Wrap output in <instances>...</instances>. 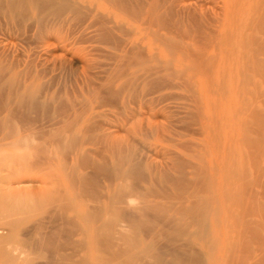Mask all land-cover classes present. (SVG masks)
Wrapping results in <instances>:
<instances>
[{"label":"rangeland","instance_id":"obj_1","mask_svg":"<svg viewBox=\"0 0 264 264\" xmlns=\"http://www.w3.org/2000/svg\"><path fill=\"white\" fill-rule=\"evenodd\" d=\"M71 1L79 10L45 13L40 20L39 9L32 6L30 18L20 23L0 8V84L9 101L4 114L0 107V264H58L63 256L74 264L81 259L74 250L81 232L90 222L92 232L109 227L111 221L107 226L105 220L114 215H122L116 221L121 227L137 224L132 227L140 231L138 237L151 233L154 244L160 241L156 245L165 248L162 264H198L200 258L204 264H230L237 248L246 254L242 246L252 244L250 235L257 239L264 233V0H164L166 6H193L197 20L216 32L211 41L200 33L181 38L173 30L169 38L176 49L159 41L156 26L142 24L144 20L113 0ZM160 33L168 35L169 30ZM203 50L217 61L204 52L205 58L197 57ZM32 93L41 108L36 104L29 110L17 103ZM204 175L206 181L214 176L208 187L217 186L211 193L210 187L208 192L203 188ZM196 196H211L216 209L208 216L216 228L209 236L188 233L197 226L186 230ZM214 196L222 201L217 204ZM216 221L220 225L215 227ZM116 222L112 219L111 229ZM47 226L52 236L60 227L58 238H51ZM130 226L124 229L128 235L133 233ZM213 234L220 243L211 245ZM242 235L246 242L237 246L234 241ZM63 244L74 257L60 250ZM97 253L95 247L87 251L88 264H99Z\"/></svg>","mask_w":264,"mask_h":264},{"label":"bare ground","instance_id":"obj_2","mask_svg":"<svg viewBox=\"0 0 264 264\" xmlns=\"http://www.w3.org/2000/svg\"><path fill=\"white\" fill-rule=\"evenodd\" d=\"M107 1H109V0H107ZM114 2H116V3H118V4H120V5H122L126 10H128V11H130L131 13H132V15H134V17H137L138 19H142V20H144L143 22H142V24L144 23V24H151V25H153V27H157V29L158 30H155L154 32H155V34H156V36H157V38L159 39V41L161 42V43H163V44H172V42L170 41V36H174V33H175V31H173V30H178V31H180V33H181V35H182V37L181 38H183V36H187L189 39L190 38H195L194 36L196 35V36H198L199 35V33H200V36L202 37V38H205L206 39V37H211V34L214 32L213 30V27H211V24H210V26H208V25H206L202 20H197V19H199L198 17H197V14H196V12H195V10L193 11V10H191L192 8H194L193 6L191 7V6H188V4L187 5H183V6H181V7H179V8H177L176 6L178 5H176V6H174L173 4L171 5V6H166V2L165 1H167V0H156L155 2H151V3H147L146 2V0H136L135 2H132L131 0H113ZM154 1V0H153ZM113 2V3H114ZM112 4V3H111ZM81 5V4H80ZM36 7V9H39V11H40V16H39V19L40 20H42V19H44V17H43V14H45V13H51V14H58V13H60V12H64L65 10H79V6L75 3H73L71 0H0V8H2L3 10H7V11H9V14H11V17L13 18V19H16L19 23L20 22H25L28 18H30L29 17V12H30V10H31V7ZM81 6H83V5H81ZM257 6V5H256ZM148 8V9H147ZM80 9H81V7H80ZM38 11V10H37ZM4 12V11H3ZM89 12H90V10H89ZM5 13H7V12H5ZM68 13V12H67ZM79 13V12H78ZM78 13H77V15H78ZM8 14V13H7ZM47 14V15H48ZM101 14V13H100ZM200 14V13H199ZM233 14V13H232ZM76 15V14H75ZM2 16V15H1ZM50 16V15H49ZM52 16V15H51ZM54 16V15H53ZM65 16V15H64ZM235 16V15H234ZM10 17V16H9ZM59 17V16H58ZM52 18V17H51ZM137 18H135L136 20H137ZM105 19V18H104ZM140 19V20H141ZM11 20V19H10ZM139 20V21H140ZM16 21V22H17ZM100 21V20H99ZM44 22V21H43ZM62 22V21H61ZM147 22V23H146ZM206 22V21H205ZM28 23V22H27ZM98 23V22H97ZM108 23V22H107ZM106 23V24H107ZM208 23V22H207ZM213 23V22H212ZM8 24V23H7ZM109 24H111V23H109ZM195 24H196V26H195ZM148 25V26H149ZM10 26V25H9ZM33 26V25H32ZM39 26V25H38ZM28 27V26H27ZM74 27H75V25H74ZM150 27H152V26H150ZM150 27L149 28H147V29H150ZM258 27V26H257ZM108 28V27H107ZM145 28H146V26H145ZM27 29H30V28H27ZM154 28H152V30H153ZM160 29L162 30V29H168L169 30V34L168 35H161V33H160ZM128 30V29H127ZM28 31V30H27ZM39 31V30H38ZM71 31V30H70ZM98 31V30H97ZM150 31H151V29H150ZM216 31V30H215ZM41 32V31H40ZM107 31H105V33H106ZM111 32V31H110ZM122 32V31H121ZM83 33V32H82ZM214 33H216V32H214ZM213 33V34H214ZM106 34H108V33H106ZM212 34V39L213 38H215L216 36H214ZM218 34V33H217ZM217 34H215V35H217ZM181 35H178V36H181ZM36 36V35H35ZM38 36V35H37ZM84 36V35H83ZM193 36V37H192ZM176 37V36H175ZM209 37V38H210ZM84 38V37H83ZM101 38V37H100ZM104 38H105V36H104ZM197 38H199V37H197ZM200 39V38H199ZM204 39V40H205ZM203 40V41H204ZM207 40H208V38H207ZM206 40V41H207ZM210 40H211V38H210ZM214 40V39H213ZM232 40V39H231ZM7 41V40H6ZM29 41V40H28ZM212 41V40H211ZM157 42V41H156ZM209 42V41H208ZM215 42V41H214ZM207 43V42H206ZM128 44V43H127ZM209 44H210V42H209ZM118 45V44H117ZM168 47H170V45L168 46ZM171 47H173V48H177V46H176V41H174L173 42V44H172V46ZM209 47V46H208ZM254 47V46H253ZM188 48V47H187ZM199 48V47H198ZM211 48V47H210ZM217 48V47H216ZM132 49V48H131ZM172 49V48H171ZM143 50H144V48H143ZM251 50V49H250ZM211 51V50H210ZM245 51V50H244ZM139 52V51H138ZM197 52H199V51H197ZM204 52V50L202 51V53H198V55L196 54V56L198 57H204L203 56V54L205 53H203ZM217 52V51H216ZM144 53V52H143ZM180 53V52H179ZM218 53V52H217ZM237 53V52H236ZM207 54V55H206ZM186 55V54H185ZM217 55H219V54H217ZM195 56V55H194ZM196 57V58H197ZM205 57H213L214 58V55H209L208 53H205ZM204 57V58H205ZM130 58V57H129ZM132 58V57H131ZM193 58V57H192ZM212 58V59H213ZM215 59V58H214ZM213 59V60H214ZM192 60V59H191ZM196 60V59H195ZM212 60V61H213ZM216 60V59H215ZM214 60V61H215ZM202 61H207L208 63L209 62H211V61H208V60H202ZM217 61V60H216ZM215 61V62H216ZM139 62V61H138ZM145 62V61H144ZM246 62V61H245ZM140 63V62H139ZM142 63V62H141ZM204 63V65H205V62H203ZM212 63V62H211ZM210 63V64H211ZM207 64V63H206ZM209 64V65H210ZM216 64V63H215ZM197 65V64H196ZM196 65H194V66H196ZM208 65V66H209ZM211 65H214L213 63L211 64ZM210 65V66H211ZM7 66V65H6ZM36 66H38V65H36ZM147 66V65H146ZM161 66V65H160ZM198 66H199V64H198ZM207 66V65H206ZM210 66L208 67V69L210 68ZM245 66V65H244ZM110 67V66H109ZM148 67V66H147ZM152 67V66H151ZM204 67V69L205 68H207V67H205V66H203ZM213 67H215V66H213ZM212 67V68H213ZM227 67V66H226ZM4 68V67H3ZM2 68V69H3ZM22 68V67H21ZM26 68V67H25ZM128 68V67H127ZM228 68V67H227ZM116 69V68H115ZM143 69H145V68H143ZM161 69H163V68H161ZM160 69V70H161ZM167 69V68H166ZM5 70V69H4ZM147 70H148V68H147ZM210 70V69H209ZM154 71V70H153ZM157 71H159V70H157ZM172 71V70H171ZM200 71V70H199ZM204 71V70H203ZM228 71V70H227ZM240 71V70H239ZM117 72V71H116ZM151 72H152V70H151ZM205 72V71H204ZM206 72H208L207 71V69H206ZM8 73V72H7ZM25 74V73H24ZM116 74V73H115ZM160 74V73H159ZM2 75V74H1ZM1 75H0V82L1 81H4V80H2L1 79ZM5 75V74H4ZM129 75V74H128ZM133 75V74H132ZM155 74L153 73V76H154ZM7 76V75H6ZM24 76V75H23ZM119 76V75H118ZM131 76V75H130ZM160 76H162V74L160 75ZM123 77V76H122ZM149 77V76H148ZM150 77H151V75H150ZM203 77V76H202ZM3 78V77H2ZM4 78H6L5 76H4ZM3 78V79H4ZM143 78V77H142ZM162 78V77H161ZM7 79V78H6ZM145 79H147V78H145ZM160 79V78H159ZM156 80H158V78L156 79ZM162 80V82H163V79H161ZM128 81V80H127ZM126 81V82H127ZM136 81V80H135ZM147 81H148V79H147ZM149 81H151L150 83H152V81L153 80H149ZM148 81V82H149ZM167 81V80H166ZM113 82V81H112ZM117 82V81H116ZM134 82V81H133ZM143 82H144V80H143ZM168 82V81H167ZM241 82V81H240ZM18 83V82H17ZM22 83V82H21ZM137 83V82H136ZM154 83V82H153ZM152 83V84H153ZM161 82L159 81V84H160ZM10 83H8V85H9ZM27 84V83H26ZM131 84V83H130ZM134 84H135V82H134ZM155 84H158V82L157 83H155ZM7 85V86H8ZM22 85V84H21ZM129 85V84H128ZM133 85V84H132ZM154 85V84H153ZM161 85V84H160ZM164 85V84H163ZM162 85V86H163ZM127 86V85H126ZM131 86V85H130ZM157 86V85H156ZM10 87V86H9ZM17 87H19V86H17ZM20 87H23V86H20ZM19 87V88H20ZM131 87H133V86H131ZM155 87V86H154ZM6 88V87H5ZM12 88V87H11ZM11 88H9V89H11ZM123 88V87H122ZM160 88V87H159ZM7 89H8V87H7ZM15 89V88H14ZM14 89H13V91H14ZM115 89V88H114ZM126 89V88H125ZM152 89H154V88H152ZM156 90H157V87L155 88ZM162 89V88H161ZM160 89V90H161ZM16 90V89H15ZM21 90H22V88H21ZM107 90V89H106ZM120 90V89H119ZM155 90V91H156ZM11 91V93H12V90H10ZM105 91V90H104ZM158 91V90H157ZM6 92H7V90H6ZM5 92V89H4V87H2L1 86V84H0V107H1V110L4 108H6L7 107V105L9 104V101H7L6 100V98H5V94H7ZM20 92V89H19V91H18V93ZM96 92V91H95ZM94 92V93H95ZM100 91H98V93H99ZM115 93V91H112V93ZM14 93H15V91H14ZM14 93H12V94H14ZM110 94H111V92H109ZM113 93V94H114ZM12 94H10V95H12ZM26 94H27V91H26ZM26 94H25V96H21V97H19L18 98V101H17V103L19 104V105H21V107H24V108H26V109H29L30 110V107L32 108L33 106H35V107H37V106H39L40 108H41V106L38 104L39 102H38V98L36 97V95L35 94H28L27 96H26ZM135 94V93H134ZM151 94V93H150ZM97 95V94H96ZM95 95V96H96ZM152 95V94H151ZM150 95V96H151ZM114 96V95H113ZM241 96V95H240ZM7 97V96H6ZM12 97V96H11ZM18 97V96H17ZM40 97V96H39ZM73 97V96H72ZM97 97V96H96ZM225 97H227V96H225ZM41 98V97H40ZM95 98V97H94ZM121 98V97H120ZM11 99H13V97L11 98ZM255 99V98H254ZM244 100V99H243ZM36 101H37V103H36ZM12 102H14L13 100H12ZM243 102V101H242ZM41 103V102H40ZM14 104H16V103H14ZM16 105V106H18V107H20L19 105ZM36 104H38L37 106H36ZM243 104V103H242ZM132 105V104H131ZM11 106H12V104H11ZM76 106H77V104H76ZM46 107H47V105H46ZM82 108V107H81ZM3 109V114H4V111L7 109H5L4 110ZM13 109H14V107H13ZM35 109V108H34ZM37 109V108H36ZM122 109V108H121ZM12 110V109H11ZM32 110H33V108H32ZM41 110V112H42V109H40ZM47 110H48V108H47ZM46 109H45V111H47ZM78 110V109H77ZM2 112V111H1ZM11 112V111H10ZM31 112V111H30ZM38 112V111H37ZM58 112V111H57ZM72 112V111H71ZM219 112V111H218ZM14 113V112H13ZM18 113V112H17ZM40 113V112H39ZM59 113V112H58ZM77 113H78V111H77ZM72 114V113H71ZM246 114V113H245ZM12 115V114H11ZM83 115H84V113H83ZM1 116H2V113H1ZM82 116V115H81ZM9 117V116H8ZM17 117V116H16ZM221 117V116H220ZM13 118V117H12ZM4 118H2L1 117V119H0V122H3L4 120H3ZM56 119V118H55ZM13 120H15L14 118H13ZM79 120V119H78ZM210 120V119H209ZM12 121V120H11ZM53 121V120H52ZM74 122V121H73ZM72 122V123H73ZM211 122V121H210ZM262 122V121H261ZM261 122H260V124H261ZM7 124V123H6ZM11 124H12V122H11ZM15 124V123H14ZM19 124H21V123H19ZM75 124V123H74ZM101 124V123H100ZM211 124V123H210ZM214 124V123H213ZM70 126H72V124L70 123L69 124ZM69 125H68V128L67 129H69ZM1 126H4V124L3 123H1ZM74 126V125H73ZM6 127H7V125L5 126V127H2V129L3 128H5L6 129ZM13 127V126H12ZM7 128H9V127H7ZM74 127H72V129H73ZM211 128V127H210ZM206 130V129H205ZM73 131V130H72ZM200 131V130H199ZM8 132V131H7ZM260 133H261V131H260ZM9 135V134H8ZM52 135V134H51ZM4 137V136H3ZM74 137V136H73ZM72 137V138H73ZM5 138H6V136H5ZM241 138V137H240ZM2 139V138H1ZM82 139V138H81ZM91 139V138H90ZM215 139V138H214ZM258 140V139H257ZM53 141V140H52ZM61 141V140H60ZM63 141V140H62ZM259 141H261L260 140V138H259ZM57 142V141H56ZM58 143V142H57ZM259 143V142H258ZM255 144V143H254ZM56 146H57V144H56ZM202 146V145H201ZM217 148V147H216ZM219 149V148H218ZM231 151V150H230ZM86 152H88V151H86ZM207 154V153H206ZM232 154H233V151H232ZM230 156V155H229ZM235 157V156H234ZM87 159V158H86ZM189 162V161H188ZM225 162V161H224ZM228 162V161H227ZM230 164V163H229ZM216 165V164H215ZM205 166V165H204ZM234 166V165H233ZM178 168H179V166H178ZM181 168V167H180ZM216 169V168H215ZM204 170H206V169H204ZM209 170V169H208ZM108 172V171H107ZM187 172V171H186ZM203 173H204V171H202ZM212 172H215V170L214 171H212ZM218 172V171H217ZM73 173H74V171H73ZM206 173V172H205ZM226 173H227V171H226ZM76 174V173H75ZM167 174V173H166ZM165 174V175H166ZM208 173H206L205 175H207ZM221 174V173H220ZM127 175V174H126ZM200 175H201V173H200ZM205 175L203 176V179L205 178ZM167 176V175H166ZM202 176V175H201ZM183 177V176H182ZM198 177V176H197ZM211 177L213 178L214 176H210V179H208V181H206L205 179H204V182H205V187H203V188H206L205 189V192H208V191H206V190H208L209 189V187H210V185H209V187H208V184H209V181L211 180ZM218 177V176H217ZM221 177V176H220ZM207 178V177H206ZM208 178H209V176H208ZM228 178V177H227ZM85 179V178H84ZM168 179V178H167ZM194 179V178H193ZM216 179H220L219 177L218 178H216ZM221 179H222V177H221ZM224 179V178H223ZM203 181V180H202ZM217 182H218V180H217ZM222 183V182H221ZM202 184V183H201ZM210 184H211V181H210ZM224 184V183H223ZM214 185H216V183H215V181H214ZM220 185V184H219ZM200 186V185H199ZM202 186V185H201ZM217 186V185H216ZM216 186L215 187H213L212 185H211V187H213L214 189H213V191L216 189ZM135 187H136V185H135ZM197 187V186H196ZM210 187V188H211ZM198 188V187H197ZM203 188H201L200 187V191H201V189L202 190H204ZM199 190V189H198ZM218 190V189H217ZM228 190V189H227ZM211 191H212V188L210 189V193H211ZM186 192V191H185ZM152 193V192H151ZM184 193V192H183ZM214 193H216V191L214 192ZM147 194V193H146ZM194 194V193H193ZM225 194V193H224ZM153 195V194H152ZM205 195V194H204ZM212 195V194H211ZM227 195V194H226ZM165 196V195H164ZM190 196H192L191 194H190ZM194 196V195H193ZM192 196V197H193ZM200 196H202L201 194H200ZM216 196H218V195H216ZM216 196H214L213 198H214V200L213 201H218V203L217 204H219V200H221L220 198H218V200H217V198L215 199V197ZM119 197V196H118ZM195 197V196H194ZM211 196H206V197H201L199 200H198V198H199V196H198V198H197V196H196V198H197V200H198V202H197V204H195V206L192 208V209H189L190 207H188V209H189V211H190V213H192V217H190L191 219H192V222H188L187 224H186V226H187V229L186 230H188V228L189 227H194V226H197L196 228H195V230L193 231V230H191L190 232H188L189 234H192V235H195L196 233L198 234V236H199V234H200V236L203 234H205L206 233V235L208 234L207 232H210L211 230H213V225H214V223H210V218H212L211 216H210V211L211 212H213L212 211V209L214 210L215 209V206H214V203L212 202V200H211V198H210ZM227 197V196H226ZM228 197H229V195H228ZM227 197V198H228ZM148 198V197H147ZM167 198V197H166ZM221 198H222V196H221ZM168 199V198H167ZM229 199V198H228ZM164 200V199H163ZM195 200V199H194ZM187 201V200H186ZM193 201V200H192ZM222 201V200H221ZM223 201H224V199H223ZM123 202H125L124 200H123ZM172 202V201H171ZM176 202V201H175ZM159 205V204H158ZM185 204H183V206H184ZM221 205L223 206V204H220V207H221ZM183 206H182V209H183ZM192 206H193V203H192ZM129 207V206H128ZM165 207V206H164ZM219 207V208H220ZM95 208V207H94ZM136 208V207H135ZM185 208V207H184ZM217 208V207H216ZM219 208H218V210H219ZM148 209V208H147ZM181 209V211H183ZM222 209V208H221ZM221 209H220V211H221ZM216 210V209H215ZM181 211H180V213H181ZM185 211H187V210H185ZM128 212V211H127ZM134 212H136V211H134ZM217 212L218 211H216L215 213L217 214ZM93 213V212H92ZM221 213V212H220ZM129 214V213H128ZM132 213H131V211H130V214L129 215H131ZM138 214V213H137ZM136 214V215H137ZM158 214V213H157ZM175 214V213H174ZM173 214V215H174ZM215 214V215H216ZM249 214V213H248ZM125 215V214H124ZM127 215V214H126ZM136 215H133V218H135L136 217ZM186 215H187V213H186ZM186 215L185 216H183V218H184V221H185V217H186ZM190 214H188L187 216H189ZM251 215V214H250ZM87 217H85V218H87V220H88V215H86ZM95 216V215H94ZM94 216L92 215V218H91V220L93 221V219H94ZM96 216H98V214H96ZM96 216H95V219H96ZM100 216H101V214H99V217L97 218L98 220H100V221H102L103 219L101 218L100 219ZM118 216H122V215H118ZM118 216L116 217V215H114L113 216V218H112V216L110 217V216H108V217H110L109 219H108V217L107 216H105L107 219H108V221L107 220H105L106 222L105 223H109V220L111 221L110 223H112V219H114L115 220V222L117 221V218H118ZM140 216H141V214H140ZM208 216L210 217L209 219H208ZM115 217V218H114ZM138 217V216H137ZM137 217H136V219H137ZM160 217V216H159ZM175 217V216H174ZM217 217V216H216ZM220 217H221V215H220ZM220 217H218V220H219V218ZM79 218H81L82 219V217H79ZM128 218V217H127ZM132 218V216H131V218L130 219H133ZM60 219V218H59ZM97 219H96V221H97ZM129 219V218H128ZM135 219V220H136ZM142 219V218H141ZM140 219V220H141ZM87 220L85 219V220H83V224L85 223V225L86 224H88L90 221V215H89V222H87ZM138 220V219H137ZM136 220V221H137ZM188 220H189V218H188ZM77 221V220H76ZM95 221V220H94ZM125 221H127V225H128V220H124V223H125ZM134 221V220H133ZM139 221V220H138ZM137 221V222H138ZM142 221V220H141ZM57 222V221H56ZM78 222V221H77ZM99 222V221H98ZM97 222V223H98ZM104 222V221H103ZM153 222V221H152ZM160 222H161V220H160ZM182 222V221H181ZM217 222V221H216ZM221 222V221H220ZM66 223V222H65ZM91 223V222H90ZM89 223V224H90ZM95 223V222H94ZM108 223H107V226H108ZM109 223V227H104V228H101V230L100 229H98V228H96V229H98V230H95V232H92V230H93V228L88 224V226L82 231L80 228H79V226H80V224L78 223V228H77V230L78 229H80L82 232H81V234H80V236H81V238L77 241L78 243L74 246V250L76 251V252H80L81 253V259L80 260H77V261H75L74 262V264H85V262H87L88 261V258H86L87 260H85V254L87 253V251H90V249H94V247H95V249H96V252L97 251H99V253H97V255H99L98 257H100L99 259H98V261H99V264H155V263H158V264H162L163 262H165V261H163V259H162V257L164 258V256H163V254H164V250H165V248H164V250H162L161 248V246L159 245H156V244H158V242H160V241H158L156 244H154V242H152V238H150V234L148 235V237H146L145 236V238H142V237H138V235H140L139 234V232H138V229L137 228H133L134 226L132 225V224H134V223H132V221H131V226H130V224L128 225V226H126V223H125V225H123L122 223V227L119 225V221H118V223L116 222V227H115V225H114V227H115V229L113 230V228L111 229V224ZM141 223V222H140ZM172 223V222H171ZM175 223V222H174ZM178 223V222H177ZM177 223H176V225H177ZM219 222H217V223H215L216 225H215V227L216 226H219L220 224H218ZM222 223V222H221ZM251 223V222H250ZM52 224H53V222H52ZM96 224V223H95ZM103 223H101V225H102ZM115 224V223H114ZM182 224V223H181ZM260 224V223H259ZM58 225H59V223H58ZM58 225L56 226H54L53 228H52V230L54 229L55 230V228L56 227H58ZM67 225V224H66ZM135 226L137 225V224H134ZM140 225V224H139ZM138 225V226H139ZM173 225V224H172ZM249 225V224H248ZM39 226V225H38ZM104 226H106V224L104 225ZM117 226H118V228H117ZM125 226H126V228L127 227H129L130 226V228H131V231H130V229H129V233L130 232H132V229H133V233H130L129 235L127 234L128 232H127V230H128V228H127V230L125 231L124 229H126L125 228ZM133 226V227H132ZM167 226V225H166ZM182 226V225H181ZM186 226H184L185 228H186ZM51 227V226H50ZM81 228H82V225L80 226ZM124 227V228H123ZM213 227V228H212ZM224 227V226H223ZM40 228H41V226H40ZM65 228V227H64ZM95 228V227H94ZM42 229V228H41ZM45 229V228H44ZM49 232H50V234H51V238L52 239H54V237L55 238H58L57 237V233H58V231L60 230V227L56 230L57 232H56V235L55 236H52V230H50V229H48V226H47V228H46ZM63 229V228H62ZM66 229V228H65ZM136 229H137V233L138 234H135L136 232ZM183 229V228H182ZM218 230H219V228H217ZM135 230V231H134ZM214 230H216V228H214ZM253 230V229H252ZM256 231H257V229H255ZM254 230V231H255ZM47 231V239H46V242L50 239V235H49V237H48V232ZM63 231H64V229H63ZM230 231V230H229ZM62 232V231H61ZM127 232V233H126ZM249 232H251L250 230H249ZM259 232V231H258ZM257 232V233H258ZM46 233V232H45ZM45 233H43V235L45 234ZM60 233V232H59ZM58 233V234H59ZM145 233H146V231H145ZM186 233V232H185ZM187 233V234H188ZM212 233H214V231H212ZM216 233H218L217 231H216ZM23 234V233H22ZM61 234H63V233H61ZM64 234H65V231H64ZM68 234H69V232H68ZM74 234V233H73ZM75 234H77L76 233V231H75ZM131 234H132V236H131ZM133 234H135V236L133 235ZM148 234V233H147ZM169 234V233H168ZM196 234V235H197ZM211 234V233H210ZM252 234H254V233H252ZM256 234V233H255ZM42 235V234H41ZM43 235H42V237H43ZM91 235V236H90ZM137 235V236H136ZM152 235V234H151ZM205 235V236H206ZM214 236H213V241H214V243H211V245L213 244H217L216 242H218V239H217V241L216 240H214V237L215 238H217V237H219V236H215V234H213ZM245 235V234H244ZM258 235V234H257ZM257 235H256V237H257ZM45 236V235H44ZM59 236V235H58ZM74 236V235H73ZM142 236H144V235H142ZM154 236V235H153ZM208 236H209V234H208ZM251 236V239H253L254 238V240L252 241V244L251 243H249V242H251V241H249L248 239H247V244L249 243V245L250 246H245V244H243V242H246V239L244 240V236L242 235V239L240 238V240L241 241H237V239H236V241H234L235 243L237 242V246L239 245V243L238 242H241L240 243V245L242 246V244H243V246L242 247H245V249H246V254H244L245 253V250L242 248L241 249V251H239V249L237 248V252L235 251L236 249L234 248V246H236L235 244L233 245V243H232V249H230L231 250V252L233 251H235V253H234V255H232L230 252V254H229V256H231L232 255V258H230V264H233V263H231V261L232 260H235L236 262H237V258H239V257H241V260H240V262H239V264H242V260H243V264H244V260H245V264H247V260H251L250 261V263L251 264H257V263H260V264H264V233H263V235H262V232H260V238H255V236L253 237V235H250ZM250 236L248 237L249 239H250ZM261 236H263V237H261ZM64 237V236H63ZM68 237V236H67ZM71 237V236H70ZM23 238V237H22ZM35 238V237H34ZM64 238H66V237H64ZM151 239L150 240V243H149V239ZM202 238V237H201ZM201 238H200V240H201ZM205 238V242H206V237H204ZM225 238H226V236H225ZM230 238V237H229ZM245 238H247V236L245 235ZM28 239V238H27ZM41 239V238H40ZM40 239H38L39 241H35V242H40ZM211 239V238H210ZM42 240H43V243H44V238H42ZM42 240H41V243H42ZM197 240V239H196ZM212 240V239H211ZM226 241L228 240V237H227V239H225ZM239 240V239H238ZM50 241L51 240H49V243H50ZM66 241V240H65ZM70 241H72L73 243H74V241H73V238L71 237V239H69V242ZM212 241V242H213ZM220 241H221V239L219 240V242L218 243H220ZM226 241H225V244H226ZM243 241V242H242ZM64 242V241H63ZM72 242H71V244H72ZM188 242V241H187ZM211 242V241H210ZM230 242H231V240H230ZM2 243V242H1ZM48 243V242H47ZM153 243V244H152ZM185 243H186V241H185ZM191 243H193V241L191 242ZM195 243L196 244H199V242L197 241H195ZM39 244V243H38ZM57 244V249H55V250H58V252L60 253L61 251H59V249H58V242L56 243ZM55 244V245H56ZM60 244V243H59ZM64 244L66 245V242H64ZM64 244L62 245L63 247H64ZM161 244V243H160ZM188 244H190V243H188ZM194 244V243H193ZM192 244V245H193ZM225 244H223L224 246H225ZM31 245V244H30ZM61 245V244H60ZM59 245V246H60ZM229 245H230V243H227V246L229 247ZM239 245V246H240ZM40 246V245H39ZM44 246V245H43ZM45 246H46V244H45ZM45 246H44V248H45ZM71 246V245H70ZM223 246V247H224ZM227 246H225L226 247V253H227V250L229 251V249L227 248ZM47 247V246H46ZM67 248H70L69 246H68V244H67V246H66ZM73 247V246H72ZM161 247V248H160ZM194 247V246H193ZM214 247H216V245L214 246ZM28 248H29V245H28ZM36 248V247H35ZM60 248V247H59ZM66 248V250H65V247L63 248V249H61L60 248V250H64V252H66L68 249ZM97 248H98V250H97ZM201 248V247H200ZM212 248H213V246H212ZM217 248V247H216ZM215 248V249H216ZM218 248H219V246H218ZM233 248H234V250H233ZM249 248V249H248ZM46 249V248H45ZM191 249V248H190ZM221 249H222V247H221ZM224 249V248H223ZM223 249L221 250V254H224V252H225V250L223 251ZM186 250H187V248H186ZM213 250V249H212ZM218 250V249H217ZM244 250V251H243ZM53 251H54V248H53ZM197 251V250H196ZM191 252V251H190ZM232 252V253H233ZM240 252V253H239ZM54 253L55 252H53L52 253V257L54 256ZM74 253L75 252H71V254H69V253H64V254H69V255H71L72 256V254H73V257H74ZM193 253V252H192ZM215 253H217V252H215ZM225 253V254H226ZM171 253H169L168 255H170ZM198 254V253H197ZM218 254H220V253H218ZM224 254V258L225 257H227L226 255ZM242 254V255H241ZM243 254H244V256H243ZM39 255V254H38ZM76 255V254H75ZM80 255V254H79ZM165 255V254H164ZM181 255V254H180ZM187 255H189V254H187ZM193 255V254H192ZM204 255H205V253H204ZM217 255V254H216ZM236 255L238 256V257H236ZM61 256H63V253H62V255ZM60 256V257H61ZM89 256V255H88ZM214 256H215V254H214ZM31 257H33V256H31ZM39 257V256H38ZM37 257V258H38ZM51 257V261H50V263H52L54 260H55V256H54V259ZM64 257V256H63ZM63 257H62V260L61 259H57L58 260V264H67V263H69L68 262V260L67 261H64L63 260ZM69 256H67V258H68ZM167 257V256H166ZM201 257H203V256H201ZM205 257V256H204ZM233 257H235L236 259H233ZM243 257H244V259H243ZM177 258H178V256H177ZM193 258V257H192ZM198 258H199V256H198ZM210 258V257H209ZM228 258V257H227ZM53 259V260H52ZM69 259H70V263L69 264H71L72 263V259H71V257H69ZM84 259V260H83ZM97 259V258H96ZM212 259V258H211ZM218 259H221V255H220V257L218 258ZM204 259L203 258H200V260L198 261V264H204L203 261ZM226 259H224V261H225ZM85 261V262H84ZM169 261V260H168ZM193 261H194V259H193ZM209 261V260H208ZM238 261H239V259H238ZM65 262V263H64ZM170 263H164V264H171V262L172 261H169ZM173 262H175V261H173ZM223 262V259H222V261H221V263ZM233 262V261H232ZM54 263V262H53ZM52 263V264H53ZM206 263V262H205ZM213 263H214V261H213ZM238 263V262H237ZM87 264H88V262H87ZM173 264V263H172ZM209 264H210V262H209ZM227 264H229V262L227 261ZM235 264V263H234ZM248 264H249V262H248Z\"/></svg>","mask_w":264,"mask_h":264}]
</instances>
